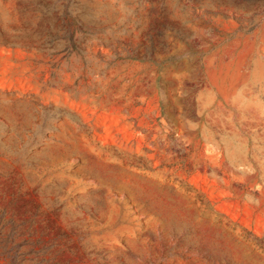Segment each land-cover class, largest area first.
Returning a JSON list of instances; mask_svg holds the SVG:
<instances>
[{
	"label": "rangeland",
	"instance_id": "obj_1",
	"mask_svg": "<svg viewBox=\"0 0 264 264\" xmlns=\"http://www.w3.org/2000/svg\"><path fill=\"white\" fill-rule=\"evenodd\" d=\"M0 264H264V0H0Z\"/></svg>",
	"mask_w": 264,
	"mask_h": 264
}]
</instances>
